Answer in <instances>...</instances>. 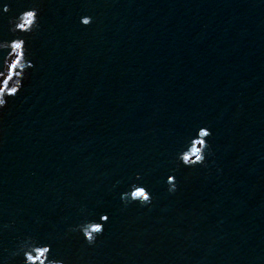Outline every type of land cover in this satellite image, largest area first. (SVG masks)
<instances>
[{
    "label": "water",
    "instance_id": "obj_1",
    "mask_svg": "<svg viewBox=\"0 0 264 264\" xmlns=\"http://www.w3.org/2000/svg\"><path fill=\"white\" fill-rule=\"evenodd\" d=\"M15 37L34 66L0 109V264L28 237L64 264H264V0H0ZM200 127L207 167H177ZM134 182L151 205L121 200ZM101 214L95 245L70 230Z\"/></svg>",
    "mask_w": 264,
    "mask_h": 264
},
{
    "label": "clouds",
    "instance_id": "obj_2",
    "mask_svg": "<svg viewBox=\"0 0 264 264\" xmlns=\"http://www.w3.org/2000/svg\"><path fill=\"white\" fill-rule=\"evenodd\" d=\"M4 12H9L7 4L3 6ZM9 31L13 33H33L39 28V12L36 7H28L18 12L15 16L9 18ZM80 22L87 26L92 22L90 16H82ZM6 50L2 70H0V109H4L8 104L9 98H15L19 95L23 87V79L28 67L34 65L28 60L29 50L26 41L21 37H15L11 40L0 41V51ZM211 131L206 127H200L196 134L186 141L185 146L176 153L174 160L177 167L182 164L185 167H196L198 165L207 167V155H211V146L208 143V137ZM139 179V173L136 174ZM167 191L174 193L177 190V181L174 175H168L166 178ZM121 200L127 205L137 203L141 207L152 204L153 196L151 192L143 185L132 183L128 190L121 194ZM107 214H101L99 221H84L70 230L80 232L89 246L96 243L97 237L104 232V225L108 221ZM7 227V225H6ZM24 257V264H64L61 259L52 257L51 248L48 244H40L31 237L26 238L19 247L12 253L14 256L21 254Z\"/></svg>",
    "mask_w": 264,
    "mask_h": 264
}]
</instances>
